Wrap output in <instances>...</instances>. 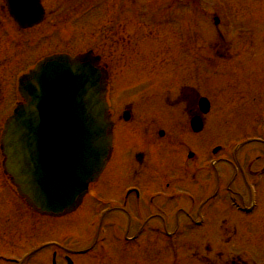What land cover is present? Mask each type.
<instances>
[{"label": "rangeland", "instance_id": "1", "mask_svg": "<svg viewBox=\"0 0 264 264\" xmlns=\"http://www.w3.org/2000/svg\"><path fill=\"white\" fill-rule=\"evenodd\" d=\"M2 1L0 0V10ZM60 1L44 0V4L47 10H53ZM76 1L78 0H62L70 7L74 5L72 12L65 11L71 13V19L60 22L62 24H44L27 32H19L7 11L4 20L0 19V31H3L0 37V61L4 60V66L0 67V78L3 75L5 117L12 114L16 104L20 102L18 78L32 69L37 62L62 51L76 54L77 51L84 53L93 50L102 54L107 63L117 64L115 72L113 71V107L118 112L123 104L131 102L136 117L139 118L137 129L146 127V143L149 148L146 155L149 166L156 164L155 172L161 176L168 174L166 178L170 176L172 181L174 176L169 169L174 171L178 165L183 174L180 177L184 178H192L199 172L198 179H201L202 172L207 171L214 175L218 169L223 181L213 180L212 183L202 184L194 183L191 179L192 190L184 191V195L195 200L194 206L187 199L180 202L178 193L166 194L168 197L174 196L172 200L161 199L156 202L169 203L166 214L169 212L173 217L166 218L168 226L161 235L152 234V230L142 233L140 226L144 223H135L137 220L132 223L129 233L130 223L126 218L116 215L106 217L101 226L96 219L100 209L108 205L100 206L99 196L88 197L74 214L65 218L39 216L27 208L6 182V189L4 193L1 191L0 200V264H19L21 260L26 264H52L54 253L58 255L59 261L70 256L77 264H205L202 261H206L207 257L215 260L218 254V241L222 235L220 226L223 225L231 241L224 246V254L229 255V260L238 263L241 258L248 264H257L258 260L262 262L264 0H198V7L193 12V24H161L164 17L181 13L180 8L170 11L167 9L171 0H130L128 15L130 13L132 24H125L123 16L121 24L119 21L114 24V34H110L109 24H102V18L105 19L106 11L113 19L116 15L115 8L110 11L104 9V5L92 15L94 19L90 22L94 24H86L85 20L80 24L81 6L75 4ZM188 10L184 21L190 20ZM121 14L126 15L124 11ZM74 15L76 16L73 17ZM215 16L221 20L218 28L214 26ZM154 19L158 21L155 23ZM190 27L197 28V38L200 41L190 39ZM218 31L223 34V45L226 49L219 48L218 54H214L217 60H210L212 66L210 64L208 68L209 73L205 72L203 75L202 69V73L198 72L200 75L197 77V89L201 95L208 96L212 109L205 117L204 132L195 136L190 129V118L185 113L186 109L183 104L177 103L181 87L189 82L187 80L184 83L181 79L184 70L189 67L183 70L181 68L194 61L198 68L206 66L205 53L209 54V58L213 57L207 49L206 38L215 42L220 37ZM125 35L128 38L123 39L121 44L118 38H124ZM110 38L115 49L113 51ZM217 40L221 43L220 38ZM227 47H230L229 51ZM227 52L239 56L236 59L228 56L233 59L231 62ZM126 56H132V60L126 61ZM115 85L124 86L127 90H118ZM161 130L165 131L163 138L159 136ZM133 132L129 131V135ZM256 133L263 139L247 141L256 137ZM123 134L126 132L121 131L119 134L120 141L124 138ZM125 140L126 137L123 142ZM217 146L225 148L228 155H224L226 161H216L217 164H214L212 149ZM191 153L195 154L193 159H189ZM231 154L238 157L241 164L237 167L238 170L231 168L233 164L236 165ZM222 157L220 155L218 159ZM182 165L186 166L181 167ZM249 165L252 166L251 170ZM253 172L257 178L253 176ZM204 174L207 176V173ZM113 181L110 173L106 178V185L97 186L98 190L102 188V195L106 196L104 198H109L113 193ZM149 182L154 189L156 182L152 179ZM232 187L241 197L237 198L236 203L244 209L243 212H237V209L230 211L234 204L225 195L230 194ZM251 187L255 195L248 191ZM185 188L186 183L181 184V189ZM173 189L180 188L174 185ZM92 191L97 192L94 188ZM215 191L219 193L218 200L223 205L216 207L215 204L213 207L212 203L218 201L216 198V201L210 202L207 210H201V203ZM180 203H183V209H180ZM143 211L149 212L145 208ZM250 211L253 213L248 214ZM201 215L209 218V221L204 220L202 227L199 226ZM176 216L180 219L193 216L194 221L187 223L186 227L181 225L184 221L177 222L179 225L176 226ZM158 222L152 221L149 224ZM103 225L105 231L102 229ZM175 229L180 231L171 239L169 236ZM202 230H210L207 237ZM50 242H57L58 245L42 248L37 254L25 258L30 250L34 251ZM208 243L207 250L205 246ZM10 258L17 260V263L8 262Z\"/></svg>", "mask_w": 264, "mask_h": 264}, {"label": "water", "instance_id": "2", "mask_svg": "<svg viewBox=\"0 0 264 264\" xmlns=\"http://www.w3.org/2000/svg\"><path fill=\"white\" fill-rule=\"evenodd\" d=\"M7 6L21 29L44 16L40 0H7ZM99 60L91 54L50 57L19 81L24 103L6 123L1 150L5 173L40 214L77 209L110 157L108 77L97 67ZM201 105L207 113L208 102ZM192 127L201 132L203 121L195 118Z\"/></svg>", "mask_w": 264, "mask_h": 264}, {"label": "flooded vegetation", "instance_id": "3", "mask_svg": "<svg viewBox=\"0 0 264 264\" xmlns=\"http://www.w3.org/2000/svg\"><path fill=\"white\" fill-rule=\"evenodd\" d=\"M180 3L184 2L188 7L191 8V12H194V9L198 7V0H179ZM120 5L122 7H130V0H120ZM4 11V7L2 8ZM169 24H174L175 20H168ZM128 36L125 35L120 36V39H127ZM207 44V42H206ZM208 50L212 51L213 46L211 43L208 44ZM117 64H115V67ZM195 69L197 65L194 61ZM118 90L121 89L120 85H117ZM195 98V101L190 102V107H196L198 98L197 94H192ZM191 97V96H190ZM192 98V97H191ZM123 108H119L118 115L116 116V121L118 124L115 125V133H114V151L113 156L110 163V170L108 174H112L114 181L112 182L113 193L110 199L112 203L111 209L112 213L126 218V220H132L134 217L136 219H148L149 221H159L161 226H165L166 222V212L164 208V203L157 204L156 200L164 199L166 192L175 193L172 191V184L169 182L171 178L168 176L166 178V174L162 176L157 174V179L163 182L160 188L151 194L146 195V189L143 188L142 184L148 179L149 174V165L147 164L148 158L143 151V143L142 140L137 142V145L131 146L130 138L128 137V132L131 129V125L136 122V112L130 104H124ZM124 109V110H123ZM127 110L128 115L124 114L121 116V112ZM122 112V113H123ZM114 117V116H113ZM129 118V122L125 123V118ZM131 125L129 124L130 122ZM123 122L124 124H121ZM5 123L4 116V95L2 90L0 89V130H3ZM135 135L141 138L143 135L142 130L138 131L135 127L133 128ZM122 132H126L124 138L126 140L123 142L124 138L120 141L119 134ZM1 159V158H0ZM108 174L102 175L103 177H107ZM3 179V175L0 173V180ZM1 185V183H0ZM139 192H138V191ZM155 190V189H153ZM152 190V191H153ZM173 197V196H172ZM171 198V197H169ZM147 209L148 213H143V209ZM190 219H193L192 216H188ZM179 219V217H176ZM158 223V224H159ZM155 230L159 232L161 229L158 227ZM146 231V230H144ZM208 260V258H206ZM205 264H212L210 262L202 261ZM231 264H246L241 259L239 262L236 261L231 262Z\"/></svg>", "mask_w": 264, "mask_h": 264}]
</instances>
